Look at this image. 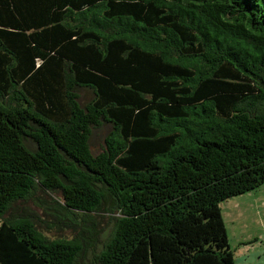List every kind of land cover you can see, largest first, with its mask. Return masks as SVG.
<instances>
[{"label": "trees", "instance_id": "trees-1", "mask_svg": "<svg viewBox=\"0 0 264 264\" xmlns=\"http://www.w3.org/2000/svg\"><path fill=\"white\" fill-rule=\"evenodd\" d=\"M263 184L264 0H0V264H235Z\"/></svg>", "mask_w": 264, "mask_h": 264}, {"label": "rangeland", "instance_id": "rangeland-1", "mask_svg": "<svg viewBox=\"0 0 264 264\" xmlns=\"http://www.w3.org/2000/svg\"><path fill=\"white\" fill-rule=\"evenodd\" d=\"M77 93L79 95V102L82 106L89 103L93 98L92 93L86 89H79ZM109 130L110 126L108 124H103L101 127L93 130L90 138V149L93 154H97L100 151L103 146L104 138ZM26 207L41 216L40 211L34 208L33 205H27ZM220 209L226 228L228 243L231 251L233 252L235 264H240L239 259H243L240 255L245 254L250 246H245L243 243L240 245L239 242L241 238L245 235L244 233L248 234L256 232L259 234L261 232L259 225L261 222L264 224V184L248 193L238 195L221 202ZM98 227L99 240L101 241L104 233L108 231L107 219H99ZM47 235L51 238L57 236L71 238L72 232L67 229L61 233L52 230ZM262 242L259 244L255 243L253 245L264 248V243ZM253 252L254 251H251V253ZM260 263L264 264V260L262 261V258Z\"/></svg>", "mask_w": 264, "mask_h": 264}, {"label": "crops", "instance_id": "crops-1", "mask_svg": "<svg viewBox=\"0 0 264 264\" xmlns=\"http://www.w3.org/2000/svg\"><path fill=\"white\" fill-rule=\"evenodd\" d=\"M261 228V232L258 234L256 232L252 233H244L245 235L240 240V245L243 243V245L249 246V249L246 251L245 254H241L240 257H243V259H239L240 264H261L260 260L262 258V261L264 260V248L253 245L255 243H264V224L259 225ZM264 245V244H263ZM251 251H254L251 253Z\"/></svg>", "mask_w": 264, "mask_h": 264}]
</instances>
